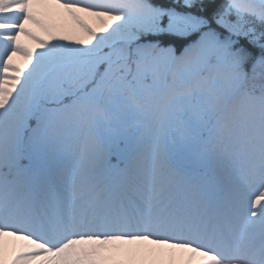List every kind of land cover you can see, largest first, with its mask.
Here are the masks:
<instances>
[{"label": "snow or ice", "instance_id": "6c2138e0", "mask_svg": "<svg viewBox=\"0 0 264 264\" xmlns=\"http://www.w3.org/2000/svg\"><path fill=\"white\" fill-rule=\"evenodd\" d=\"M0 264H264V0H0Z\"/></svg>", "mask_w": 264, "mask_h": 264}]
</instances>
